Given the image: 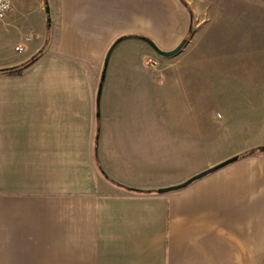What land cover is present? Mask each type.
I'll list each match as a JSON object with an SVG mask.
<instances>
[{"label":"crops","instance_id":"1","mask_svg":"<svg viewBox=\"0 0 264 264\" xmlns=\"http://www.w3.org/2000/svg\"><path fill=\"white\" fill-rule=\"evenodd\" d=\"M37 1L45 40L0 60V264H264V151L159 191L264 146V41L243 32L241 73L225 77L254 87L242 106L225 95V120L195 83L194 121H155L181 107H146L159 87L145 40L122 38L101 71L122 35L172 49L178 1ZM226 1L244 25L264 16V0Z\"/></svg>","mask_w":264,"mask_h":264},{"label":"rangeland","instance_id":"2","mask_svg":"<svg viewBox=\"0 0 264 264\" xmlns=\"http://www.w3.org/2000/svg\"><path fill=\"white\" fill-rule=\"evenodd\" d=\"M182 1L184 3L180 1L177 3L180 9L181 29L185 32V36L181 40L185 39L186 42L176 54L162 57L155 52L154 58L145 64L147 75H151L159 88L155 89L156 92L153 94L146 93L142 97H146V107L156 109L168 107L174 109L175 105L181 107L178 112L155 114L153 119L155 121H175L178 116L184 122L194 121L195 117L197 118V113L189 111V106L192 109L194 106L189 104L187 98L189 99V95H192L190 90L196 83L199 84L196 87V92H201L205 105L212 104L210 111L214 109V118L219 121L225 120L226 115L223 112L226 110L222 111V109L227 104L226 96H231L230 100L235 106H242L247 97V90H252L254 87L253 84H250L249 87L245 85L243 88L242 82H233L225 76L241 73L243 67L241 66L243 60H240L243 53L242 46L247 43L246 39H243L244 31L256 41H264V34L259 33V31H264V16H258L250 25H244L241 7H228L227 4L230 3L226 0L223 2L219 0ZM12 3V11L0 19V60L6 55L14 58L26 56L33 44L45 40L46 21L49 18L46 16L47 12L46 15L42 12L45 5L37 0H12ZM221 12L228 13L231 18L227 21L222 16L223 14H220ZM9 15L10 18H8ZM196 25L205 26L197 29ZM245 27L251 29H244ZM240 32L241 34H237ZM218 42H223V44L218 46V44L216 45ZM18 44L24 47L23 51L16 52L14 50ZM253 52L257 53V51ZM233 62L237 65H231ZM185 73L188 77L186 80H181ZM252 96L253 94L249 95V97ZM204 98L208 100H203ZM182 100L185 101V104L182 103ZM256 101L257 99H252L247 106H257ZM140 106L142 105L140 104ZM210 116L211 114L207 113L204 108L202 120H206ZM252 118L254 123L259 124L262 121L258 115H253ZM249 133L254 138L260 135L261 131L251 128ZM252 141L249 142L252 143ZM260 147L262 146L254 147L251 150L258 151Z\"/></svg>","mask_w":264,"mask_h":264},{"label":"water","instance_id":"3","mask_svg":"<svg viewBox=\"0 0 264 264\" xmlns=\"http://www.w3.org/2000/svg\"><path fill=\"white\" fill-rule=\"evenodd\" d=\"M45 12H49V8L46 6L45 7ZM50 18H48V22H49ZM186 42L185 39H182L180 41V43L173 49H170V50H162L160 49L159 47H157L153 42H147L151 47L152 49L159 55V56H162V57H170L174 54H176L180 49L181 47L184 45V43ZM114 47V45H112L108 50H107V53L105 55V58H104V62H103V68H102V71H101V79L103 78L104 74H105V69H106V66H107V61H108V58H109V55H110V52L112 50V48ZM237 159V156H233V157H230L220 163H217L216 165H213L211 167H209L208 169L206 170H203L195 175H193L191 178H189L188 180H186L185 182L179 184V185H174V186H170V187H166V188H161L159 189V191H169V190H175V189H178V188H181V187H184L186 186L188 183H190L191 181L193 180H196V179H199L211 172H214L224 166H226L227 164L235 161Z\"/></svg>","mask_w":264,"mask_h":264},{"label":"built area","instance_id":"4","mask_svg":"<svg viewBox=\"0 0 264 264\" xmlns=\"http://www.w3.org/2000/svg\"><path fill=\"white\" fill-rule=\"evenodd\" d=\"M12 5V0H0V19L6 17V15L12 11ZM14 50L16 52H21L23 51V46L21 44H18L14 47Z\"/></svg>","mask_w":264,"mask_h":264},{"label":"trees","instance_id":"5","mask_svg":"<svg viewBox=\"0 0 264 264\" xmlns=\"http://www.w3.org/2000/svg\"><path fill=\"white\" fill-rule=\"evenodd\" d=\"M177 1H180L181 3H184L182 0H177ZM131 36H136V37H139V38H142L143 40H145L146 42H152L150 39H148V38H146V37H142V36H139V35H135V34H127V35H122V36H120V37H118L117 39H115V41L112 43V45H116L117 44V42H119L122 38H124V37H131ZM111 45V46H112ZM110 46V47H111ZM32 59V58H31ZM1 70H3V69H1ZM264 151V146H262V147H260V149H258V151L257 152H263ZM253 152H256V151H253V150H249V151H247V152H245V153H242V154H239V155H237V159L238 158H240V157H243V156H245V155H249V154H251V153H253ZM192 182V181H191ZM190 182V183H191ZM189 184V183H188Z\"/></svg>","mask_w":264,"mask_h":264}]
</instances>
